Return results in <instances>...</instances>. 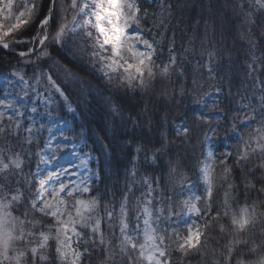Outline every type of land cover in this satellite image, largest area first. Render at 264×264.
<instances>
[{
    "label": "snow or ice",
    "instance_id": "snow-or-ice-1",
    "mask_svg": "<svg viewBox=\"0 0 264 264\" xmlns=\"http://www.w3.org/2000/svg\"><path fill=\"white\" fill-rule=\"evenodd\" d=\"M181 6L0 0V51L15 61L0 72V264H264V0H196L177 51ZM80 63L139 108L125 121L105 97L114 130L141 132L103 145L124 156L108 176L83 149L41 168L66 145L37 115L75 113L98 91ZM189 96L213 115L156 118L158 103ZM221 135L234 143L207 147Z\"/></svg>",
    "mask_w": 264,
    "mask_h": 264
},
{
    "label": "trees",
    "instance_id": "trees-1",
    "mask_svg": "<svg viewBox=\"0 0 264 264\" xmlns=\"http://www.w3.org/2000/svg\"><path fill=\"white\" fill-rule=\"evenodd\" d=\"M181 3V7L177 10L176 18L172 21V24L175 26V38H176V48L177 51H180V45L182 40L184 39L183 34H187V36L193 35V30L196 26L197 19L199 18L200 9L196 4V0H179ZM202 28V25H201ZM168 36L172 35V29L170 28L167 33ZM158 37V35H157ZM159 38V37H158ZM231 43V40L228 41ZM167 43H165V56ZM56 59H60V55L57 53H53ZM15 61L12 59L11 55L6 54L3 51H0V72L5 71L7 68L8 62ZM78 74L82 77H85L92 81L93 84L97 85L98 91H94L93 96L95 99L90 101L88 106H81V109L75 114H69L68 117L71 120L72 129L74 132L78 133L81 138L85 140V144L88 149L93 151L96 154V168L97 171L103 170L106 176L111 175L113 169L117 166V161H123L124 156L117 152L115 156L107 153L103 145L109 143L110 141L115 143L116 137H125L135 135L139 137L141 132L137 130L133 133L130 123L125 124V122L117 119L116 123L118 127L114 130L112 126L113 118L108 114V109L105 106V97H110L114 99L118 103H122L125 108L124 117L125 121L127 120L128 110L132 109L134 111H138L139 108L134 106L137 103L136 99L129 97H125L122 92L113 94V90L107 88L106 85L103 84V81L99 77V75H95L86 64L80 63L75 69ZM159 88L160 86L157 85ZM177 100H172L171 102H167V107H165V103L157 104L156 118H161L167 115V119L170 125H181L185 120V114L187 117H192L193 114L197 112H204L206 109L199 104H196L191 96L186 98H177ZM155 102V97H153ZM147 119V117H145ZM215 143L209 142L208 146L211 149L216 150L217 152L222 151L223 147L226 146L227 140L223 135L220 137H216ZM233 143V141H229ZM194 163V161H192ZM111 165V167H110ZM121 173L123 169H120ZM159 172V169H156ZM116 177L112 175V181H115ZM193 184H195L196 176L191 177ZM97 186L101 191L104 190V184L97 182ZM191 187V185H189ZM198 257H193L191 260V264H196ZM185 264H188L186 261Z\"/></svg>",
    "mask_w": 264,
    "mask_h": 264
},
{
    "label": "rangeland",
    "instance_id": "rangeland-1",
    "mask_svg": "<svg viewBox=\"0 0 264 264\" xmlns=\"http://www.w3.org/2000/svg\"><path fill=\"white\" fill-rule=\"evenodd\" d=\"M150 23V21H149ZM149 36L152 35V33H148ZM158 38V37H157ZM29 75H31V71L29 70ZM208 103H211V99L208 100ZM203 109H206L205 114L212 116L213 114L208 113L207 108L205 105H201ZM41 113L43 112V109L40 110ZM73 113L68 112H62V111H55L53 112L52 116H40L37 115V119L44 123L46 127H51L55 136L52 139V146L54 147L57 143H60L62 145H66V147L63 149L61 153L57 155L56 160H53L50 164L41 165L42 169L50 170V171H56L59 168L68 167V161L69 160H75L74 155H72L73 152H79L81 149L84 151H90L87 146H85V141L83 138L79 136L78 133L74 132L71 125V120L69 119L68 115ZM63 133V135H61ZM44 136H48L49 133L45 131L43 133ZM64 136H67L70 138V141L64 140ZM234 143V142H233ZM228 144H231V142L227 141L226 146ZM225 146V147H226ZM92 159L90 161L91 165H94V161L96 160V155L94 152H92ZM31 167L35 169L36 167V160L33 159ZM95 168V166H94ZM27 170V169H26ZM96 170V168H95ZM191 187L194 188V185H191Z\"/></svg>",
    "mask_w": 264,
    "mask_h": 264
}]
</instances>
